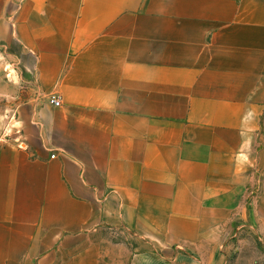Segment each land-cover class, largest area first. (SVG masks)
Masks as SVG:
<instances>
[{
    "label": "crops",
    "instance_id": "obj_1",
    "mask_svg": "<svg viewBox=\"0 0 264 264\" xmlns=\"http://www.w3.org/2000/svg\"><path fill=\"white\" fill-rule=\"evenodd\" d=\"M0 40L37 93L0 130V264H107L113 233L214 264L264 218V0H0Z\"/></svg>",
    "mask_w": 264,
    "mask_h": 264
},
{
    "label": "rangeland",
    "instance_id": "obj_2",
    "mask_svg": "<svg viewBox=\"0 0 264 264\" xmlns=\"http://www.w3.org/2000/svg\"><path fill=\"white\" fill-rule=\"evenodd\" d=\"M28 65V58L17 45L8 46L0 40V130L8 140L15 134L19 107L37 94L35 75L28 72ZM247 214L253 216L251 207ZM108 238L111 241L104 252L107 264H209L211 260L209 238L198 249L158 253L139 250L135 242L126 243L123 234H109ZM211 242L217 249L214 264H264V218L236 219L212 235Z\"/></svg>",
    "mask_w": 264,
    "mask_h": 264
},
{
    "label": "built area",
    "instance_id": "obj_3",
    "mask_svg": "<svg viewBox=\"0 0 264 264\" xmlns=\"http://www.w3.org/2000/svg\"><path fill=\"white\" fill-rule=\"evenodd\" d=\"M50 103L55 107H60L62 105V100L58 96H53L50 100ZM52 158L55 159V156H53Z\"/></svg>",
    "mask_w": 264,
    "mask_h": 264
}]
</instances>
